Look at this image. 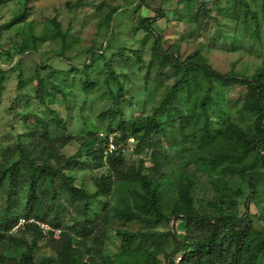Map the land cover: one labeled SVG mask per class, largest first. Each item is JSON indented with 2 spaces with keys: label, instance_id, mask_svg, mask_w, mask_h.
Listing matches in <instances>:
<instances>
[{
  "label": "trees",
  "instance_id": "1",
  "mask_svg": "<svg viewBox=\"0 0 264 264\" xmlns=\"http://www.w3.org/2000/svg\"><path fill=\"white\" fill-rule=\"evenodd\" d=\"M233 1L236 25L241 17L243 24L252 21L255 30L250 36L261 39L264 0L260 15L251 11L249 0ZM31 2L0 0V6H21L0 24V35L13 29L24 32ZM189 2L192 9L198 8L189 21L199 25L213 18L219 25L206 0ZM83 3L66 5L72 9ZM134 4L135 8L125 9L105 1L90 3L99 15L98 33L106 37L112 28V45H98L94 39L95 44L85 50L87 58L78 64L65 56L69 38L76 39L72 28L64 30L61 21L51 18V33L43 32L42 38H60L55 56L68 61L69 67L50 68L47 61L35 62L32 88L25 91L24 73H18L27 128L0 149V264H174L178 255V264H264V60L252 72H222L204 53L206 43L200 35L198 50L189 53L182 51V40L191 36L182 34L180 41H174L164 35L159 21H170L164 8L157 9L155 16L140 14L137 20L132 17V22L123 23L121 11L133 16L147 5L146 0H134ZM31 28L30 43L22 40L16 48L22 57L12 71L25 53L38 52L41 37ZM237 32L231 49L243 41ZM218 33H211V38ZM148 39L152 40L151 58L146 61V49L139 45L146 46ZM4 51L12 56L10 50ZM169 67L175 70L173 77L164 73ZM136 82L143 84L144 91L152 84L166 88L151 113L131 94L129 84ZM76 87L82 90L81 99L75 98ZM234 88H240L237 98L229 97ZM100 89L96 97H90ZM180 95L182 106L174 102ZM95 101L103 105L97 107ZM128 109L142 113L129 115ZM90 115L95 119L88 125ZM73 119L80 124L79 135L69 132ZM193 122L200 126L190 130ZM102 131L115 132L116 141L124 144L134 138V151L119 150L105 158ZM187 139L195 144H185ZM77 140L78 149L68 153L67 146ZM177 146L182 157L191 152L180 170L168 158ZM146 155H150L147 164ZM251 155L260 159L263 170L241 168L240 162ZM87 162L102 172L84 177L79 184L73 169H83ZM197 162L215 168L207 198L197 195V177L184 171ZM237 173L240 184L236 187L230 175ZM32 216L62 228L60 237L46 235L34 225L13 231L20 217ZM133 224L140 227L132 229ZM112 231L120 243L109 254L105 246ZM44 238L52 253L38 257V241ZM164 244L174 247L163 251Z\"/></svg>",
  "mask_w": 264,
  "mask_h": 264
},
{
  "label": "rangeland",
  "instance_id": "2",
  "mask_svg": "<svg viewBox=\"0 0 264 264\" xmlns=\"http://www.w3.org/2000/svg\"><path fill=\"white\" fill-rule=\"evenodd\" d=\"M83 1L86 3L76 5L71 9L66 5V2L77 3V0H32V10L29 15V19L25 24H23L24 32L21 34L22 29H19L18 31L13 29L4 31L3 34L0 35V69H2V71L0 70V149L13 143L17 139L18 134L23 133L27 128V123L24 122L23 115L21 114V105H24V102H20L23 92H19L18 90V73L20 71L24 73L26 86L22 89V91H25L32 88L35 62H39L41 60L43 62L47 61L49 62L50 68H52V66L65 68L70 65L68 61H62L57 57V55L55 56L60 49V38L57 37L55 40L50 37L46 39L44 37L42 38L43 32L51 33L52 26L50 24V19L56 17L59 21H61L64 30L68 29V27L72 28L73 33L76 35V39L72 40L69 38L65 49V56L72 58V63L78 64L81 63V60H85L87 58V52H85V50L95 44L94 39H97L96 44L98 45L102 42L112 45V28L106 37L104 32H101L100 34L98 33L99 15L90 3L98 4L105 1L109 4L123 6L125 9H132V6L135 8L134 0L132 2L130 0ZM206 1L212 9L213 15L217 16L219 19V25H217V22L213 18L201 20L199 25L195 24L193 21H189L188 16L196 13L198 9L196 7L195 9H192L190 7L189 0H146L147 5L138 9L136 13H133V16H131L132 12L130 13L125 10L121 11L120 15L123 17L121 21L125 24L127 22H132V17L134 20H137L140 14L144 16H155V11L157 9L164 8L168 13L170 20L167 21L166 19H162L159 21V28L160 26L165 28L163 32L164 35L174 41H180V36L182 34L191 36L190 40H182V51L184 53L198 50L200 43L197 36L200 35L202 42L206 43L202 49L204 53L207 54L210 63L216 69L222 72L231 70H236L238 72L247 70V72H252L264 60V21L261 20V39L253 38L250 36L251 32L255 30V26L252 24V21L249 20V23H247L248 25L243 24V17H241L238 20L239 24L236 25V22L232 19V15L234 14V9L232 7L234 4L233 0ZM249 1L251 3V11L260 15L263 0ZM19 9H21V6L18 3H10L0 6V24L10 20L17 12H19ZM104 10L109 11L110 7L105 5ZM33 21L35 22L33 23L34 25L31 23ZM31 27H34L33 29L35 30V33L41 37L39 39L38 52L25 53L24 60L18 64V68L16 70L12 71L11 68L17 64L19 59L22 57L17 53L16 48H18L19 43H21L22 40L30 43L29 34L32 31ZM127 28L129 27L127 26ZM198 28L200 29L197 30ZM237 30L239 31L237 32ZM213 32L220 33L211 38V33ZM236 32L240 35L241 39L243 38V41H239L237 47L235 49H231V45L234 41L232 35L236 34ZM126 35L123 37H126ZM210 38L211 40H209ZM151 43L152 40L148 39L146 46L142 47L139 45L141 49H146L144 54L146 61H149L151 58V54L149 53V49L152 45ZM128 44L130 45L131 42H128ZM5 49L10 50L12 56L9 57L5 53ZM164 73L173 77L175 70L169 67L164 69ZM129 85L134 99L137 102H144V104H146V113H151L152 108L159 104L164 92L166 91L164 86H157L154 84H152L146 91L142 88L143 84L141 82ZM101 88L103 89V86ZM238 90H240V88L232 89L229 97L237 98L236 93ZM81 91L80 87H76L75 98H82L80 95ZM100 92L101 89L96 91V94L91 93L90 97H96ZM28 100L29 104L35 105L33 104L34 102L32 99ZM174 102L179 106L184 105V99L181 95L177 96ZM94 105L100 107L103 104L100 101H95ZM96 112L98 113V109H96ZM127 113L129 115L133 113L135 116H138L142 112L141 110L128 109ZM88 118H90V122H88V125H90L95 118L93 115L88 116ZM32 121V118L28 119L29 123ZM199 126L200 124L198 122H193L190 126V130H195L199 128ZM68 129L70 133L78 135L82 133L80 124L74 119L69 121ZM179 141H181V137L177 134L176 142ZM185 144L190 146L194 145L195 142L192 139H187ZM78 146L79 141L77 140L67 146L66 151L68 153H74L78 149ZM178 148H180V146H177L173 151H169L168 158L171 161V164L176 166L177 170H180L183 160L189 158L191 152H185L183 154L184 157H182V155L176 151ZM144 160L146 164L149 163L150 155H146ZM240 166L241 168H243V166L246 167L245 171H250L252 168H260L263 170L260 159L254 155H251L245 161L240 162ZM73 171L77 174L78 182L80 184L86 176L100 175L102 169H96L95 164L87 162L85 168L80 169V166H76ZM184 171L192 173L197 177L198 196L203 198L211 196L212 189L209 180L211 174L215 171V168H210L202 162H197L186 167ZM230 176H232L230 177L231 183L236 187L239 186V174L237 173ZM87 183L89 186H93L90 179ZM252 210L255 212L256 208L253 206ZM131 227L132 229H137L140 225L133 224ZM161 228L163 230L168 229L167 226H162ZM119 243V238L115 237L113 231L110 232L105 246L106 251L109 254L115 252ZM37 246L38 252L36 255L38 257L52 253L46 238L39 240ZM173 247L174 246L172 244H164L162 249L163 251H170ZM154 251L158 252L156 249ZM145 255L147 254L145 253Z\"/></svg>",
  "mask_w": 264,
  "mask_h": 264
},
{
  "label": "built area",
  "instance_id": "3",
  "mask_svg": "<svg viewBox=\"0 0 264 264\" xmlns=\"http://www.w3.org/2000/svg\"><path fill=\"white\" fill-rule=\"evenodd\" d=\"M100 137L102 139V145L104 147L105 158L110 154H113L119 150L122 153H131L135 148V139L130 138L127 144L116 141L115 132H100ZM28 225H34L44 234H52L55 238H59L62 233V228L54 227L50 223L37 219L36 217H20L17 224L13 227V231H18L20 228H26ZM181 259V255H178L175 259L174 264H178Z\"/></svg>",
  "mask_w": 264,
  "mask_h": 264
}]
</instances>
